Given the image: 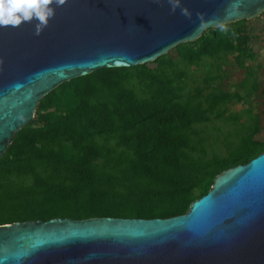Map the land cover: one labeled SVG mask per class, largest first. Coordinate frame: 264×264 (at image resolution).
<instances>
[{
  "label": "trees",
  "instance_id": "obj_1",
  "mask_svg": "<svg viewBox=\"0 0 264 264\" xmlns=\"http://www.w3.org/2000/svg\"><path fill=\"white\" fill-rule=\"evenodd\" d=\"M245 24H232L236 37L206 30L153 68L100 69L43 97L0 157V225L180 216L215 176L262 153L257 117L227 120L238 96L216 83L229 54L241 68L254 59ZM206 61L216 62L214 72L189 88L191 69ZM257 90L252 80L246 100ZM222 120L234 129L223 132L214 124Z\"/></svg>",
  "mask_w": 264,
  "mask_h": 264
},
{
  "label": "water",
  "instance_id": "obj_2",
  "mask_svg": "<svg viewBox=\"0 0 264 264\" xmlns=\"http://www.w3.org/2000/svg\"><path fill=\"white\" fill-rule=\"evenodd\" d=\"M182 3L191 20L170 14L166 0H68L39 36L35 21L0 28V157L58 86L195 42L206 31L195 33L196 13L223 15L227 0ZM263 13L264 0H248L232 24ZM0 264H264V151L215 176L180 216L2 224Z\"/></svg>",
  "mask_w": 264,
  "mask_h": 264
},
{
  "label": "rangeland",
  "instance_id": "obj_3",
  "mask_svg": "<svg viewBox=\"0 0 264 264\" xmlns=\"http://www.w3.org/2000/svg\"><path fill=\"white\" fill-rule=\"evenodd\" d=\"M245 26L247 33L251 37L250 46L254 53V59L246 60L244 68H241L235 63V54H229L220 61L221 81H217L216 83L220 86L221 90L229 93L236 92L238 99L240 98V100L234 98L227 104V120L238 117L239 123H243L250 116H256L258 132L255 134L254 139L264 142V93H262V88H264V13L256 19L246 21ZM166 56L175 60L177 58L175 49L170 50ZM215 65L216 62L206 61L198 68H192L187 81L189 88L194 86L203 87L202 80L209 71L214 72ZM148 66L153 68L155 64L150 63ZM244 80H247L246 83ZM252 80L259 85V90L250 99L246 100V90ZM240 83L244 84V86L240 87ZM225 122L222 120L214 124L222 126L223 132L234 129L230 123L226 124ZM209 130L210 128L205 127V131L209 132ZM216 136L213 135L215 138ZM218 136L221 137L220 134Z\"/></svg>",
  "mask_w": 264,
  "mask_h": 264
},
{
  "label": "clouds",
  "instance_id": "obj_4",
  "mask_svg": "<svg viewBox=\"0 0 264 264\" xmlns=\"http://www.w3.org/2000/svg\"><path fill=\"white\" fill-rule=\"evenodd\" d=\"M161 3V0H156ZM68 0H0V28H19L23 24H31L35 21L36 36L42 34L50 21L56 17V8L62 7ZM170 14H175L179 9L180 14L191 20L193 13L184 6L182 0H166ZM248 0H227L223 15L213 14L206 17L204 12H197L196 17L200 21L195 29L199 34L209 28L222 35L233 37L239 34L232 27V21L244 16Z\"/></svg>",
  "mask_w": 264,
  "mask_h": 264
}]
</instances>
